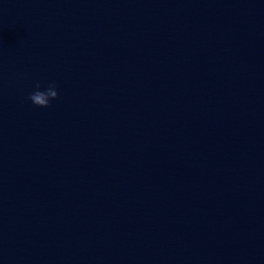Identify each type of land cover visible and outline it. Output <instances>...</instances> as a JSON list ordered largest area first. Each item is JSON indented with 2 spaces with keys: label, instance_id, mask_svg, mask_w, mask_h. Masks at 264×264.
Returning <instances> with one entry per match:
<instances>
[{
  "label": "water",
  "instance_id": "95a60500",
  "mask_svg": "<svg viewBox=\"0 0 264 264\" xmlns=\"http://www.w3.org/2000/svg\"><path fill=\"white\" fill-rule=\"evenodd\" d=\"M0 264H264V0H0Z\"/></svg>",
  "mask_w": 264,
  "mask_h": 264
},
{
  "label": "clouds",
  "instance_id": "9594fccd",
  "mask_svg": "<svg viewBox=\"0 0 264 264\" xmlns=\"http://www.w3.org/2000/svg\"><path fill=\"white\" fill-rule=\"evenodd\" d=\"M42 85L40 82L35 84V91L29 95V99L37 107L48 108L51 106V101L59 98V92L55 82H51L47 89L41 91Z\"/></svg>",
  "mask_w": 264,
  "mask_h": 264
}]
</instances>
